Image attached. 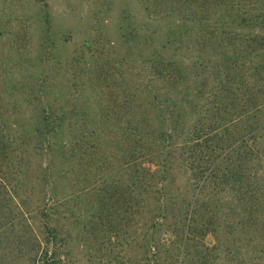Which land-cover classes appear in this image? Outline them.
I'll return each instance as SVG.
<instances>
[{
    "label": "trees",
    "instance_id": "16d2710c",
    "mask_svg": "<svg viewBox=\"0 0 264 264\" xmlns=\"http://www.w3.org/2000/svg\"><path fill=\"white\" fill-rule=\"evenodd\" d=\"M140 2L168 30L142 34L124 16L119 62L141 59V81L125 71L117 86L109 75L48 79L40 69L63 35L45 14L40 71L0 83V264H82L80 245L91 262L96 250L82 234L99 222L101 251L112 232L140 236L131 264H231L240 254L246 264L252 241L244 247L241 230L254 233L246 238L264 263V0ZM83 46L93 53L90 40Z\"/></svg>",
    "mask_w": 264,
    "mask_h": 264
},
{
    "label": "rangeland",
    "instance_id": "374dc122",
    "mask_svg": "<svg viewBox=\"0 0 264 264\" xmlns=\"http://www.w3.org/2000/svg\"><path fill=\"white\" fill-rule=\"evenodd\" d=\"M190 1L188 0V2ZM170 7L169 10H173L175 13L179 4L174 3ZM45 14L51 17L50 32L61 30L63 39H59L60 35L53 36L59 43L56 47L57 55L46 61L45 67L40 70L46 75L50 73L48 79L59 77V81L63 80L64 83L74 74L79 76L78 82L82 83L87 73L95 81L106 79V76L109 75L110 83L113 81V86H117L115 77L122 71H125L124 74L129 80H142V77L138 76L141 73V59L119 62L125 54L128 55L127 45L122 37L123 30L120 27L121 24L124 25L125 15L139 24L142 34L149 35L156 28L159 29L160 34L168 31L167 26H165L167 19L163 17L164 15H161L162 17H156V15L149 17L140 0H0V83L22 68L27 71L29 68L40 71L35 69L33 62H36L39 45L42 42V36L45 34L44 28L48 25L44 22ZM173 16L177 20L181 18L178 11ZM145 22H148L149 25H140V23ZM161 38H159V42ZM66 39L68 41L63 42ZM86 40L91 41L90 50L93 51L91 54L88 53V50L85 51L83 46ZM143 52L146 54L148 51L144 49ZM82 53L87 58L86 62L74 60L75 56L78 57ZM20 56L31 57L34 60L28 64H23V66L28 65V67H20L22 64L15 62ZM138 56L140 57V53ZM29 64L31 65L29 66ZM52 66L61 68V71L58 72ZM85 69L88 71L85 72ZM18 76L21 79V73ZM26 76L30 82L37 79V75L33 72ZM13 77L17 79V76ZM108 81L107 79V84ZM79 89L81 88L79 87ZM113 89L116 91L115 95L120 92L118 87H113ZM104 90L102 95L112 94L110 92L111 86L109 90L107 88ZM73 91V88L68 90L69 93H73ZM3 96L7 98L8 94L3 93ZM13 98L16 99L14 96ZM19 109L24 112L29 109V106H21ZM113 212L115 217L119 215L120 218H123V209H114ZM100 226H103L101 222L95 224L94 230L90 232L91 235L82 234V236H88L87 238L91 242V252L96 250L93 260L89 262L90 250L82 248L80 245L77 253L82 264H112L116 254L124 256L127 264H131L133 259L138 261L141 258V243L138 241L140 236L129 241L126 233L116 235L112 232L113 237H111V241H108L106 250H99V244L102 242ZM123 228H126L124 224ZM241 231L243 232L239 231L238 239L244 247L247 242L252 241L246 264H258L259 253L254 247L256 246V243L253 242L255 240L246 238V235L253 236L254 233H249L246 230ZM141 232L142 229L140 228L137 234ZM224 235L223 239L225 237L229 242L231 236ZM207 243L212 246L214 239L208 237ZM214 256H219L218 250L214 251ZM226 260L224 262L220 259L218 262L228 264ZM240 260H242L241 254L239 257L234 255L231 264H237Z\"/></svg>",
    "mask_w": 264,
    "mask_h": 264
}]
</instances>
